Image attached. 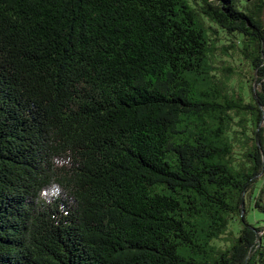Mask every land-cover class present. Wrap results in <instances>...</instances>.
<instances>
[{
	"label": "trees",
	"instance_id": "obj_1",
	"mask_svg": "<svg viewBox=\"0 0 264 264\" xmlns=\"http://www.w3.org/2000/svg\"><path fill=\"white\" fill-rule=\"evenodd\" d=\"M262 155L264 0H0V264H264Z\"/></svg>",
	"mask_w": 264,
	"mask_h": 264
},
{
	"label": "rangeland",
	"instance_id": "obj_2",
	"mask_svg": "<svg viewBox=\"0 0 264 264\" xmlns=\"http://www.w3.org/2000/svg\"><path fill=\"white\" fill-rule=\"evenodd\" d=\"M224 35V34H222ZM221 43L227 45L229 43V40L226 38H221ZM217 56L220 59L224 58V55H221L219 51ZM235 58V57H233ZM241 59L235 58V63L237 61H240ZM241 73L240 75L233 76L232 80L234 83H238L239 80H243L244 78H249L251 73L246 65L241 66ZM262 83L260 82H254V89L258 90L259 85ZM244 87L242 88V92L247 96L249 87L242 83ZM242 87V85H241ZM260 198V203L264 202V170L262 173L258 174L255 179H253L251 183V187L249 189V192L244 196V219L245 222L248 225L252 226H260L262 224L263 219V213L260 211V208L255 206V201ZM242 221L236 216L233 220H230V223H228L227 229L225 233L223 234L222 238L219 239H213L212 243L216 245L217 247L224 249L226 247H230V245L233 243L234 238L238 236V230L241 225Z\"/></svg>",
	"mask_w": 264,
	"mask_h": 264
},
{
	"label": "water",
	"instance_id": "obj_3",
	"mask_svg": "<svg viewBox=\"0 0 264 264\" xmlns=\"http://www.w3.org/2000/svg\"><path fill=\"white\" fill-rule=\"evenodd\" d=\"M256 131H257V129H256ZM256 135H257V132H256ZM256 135H255V137H256ZM256 140H257V143H259V141H258V139L256 138ZM263 156V155H262ZM263 159H262V163H263V165H262V169H261V172H263V170H264V156L262 157ZM243 205H244V200H243V197L241 198V207H242V210L244 209L243 208ZM256 237H257V242L258 243H260V239H261V237H260V234H259V232H257L256 233ZM245 264H246V262H245Z\"/></svg>",
	"mask_w": 264,
	"mask_h": 264
}]
</instances>
